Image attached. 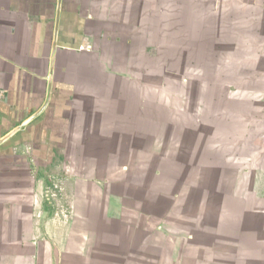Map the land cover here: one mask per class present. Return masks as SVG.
<instances>
[{
    "label": "rangeland",
    "instance_id": "374dc122",
    "mask_svg": "<svg viewBox=\"0 0 264 264\" xmlns=\"http://www.w3.org/2000/svg\"><path fill=\"white\" fill-rule=\"evenodd\" d=\"M115 2L106 10L136 27L138 86L124 118L108 121L122 134L87 137L90 149L75 153L82 173L59 169L100 190L95 215L82 216L79 195L72 222L64 215L77 186L55 185V217L71 228L55 255L65 253L62 264H264V9Z\"/></svg>",
    "mask_w": 264,
    "mask_h": 264
},
{
    "label": "crops",
    "instance_id": "0c3cea01",
    "mask_svg": "<svg viewBox=\"0 0 264 264\" xmlns=\"http://www.w3.org/2000/svg\"><path fill=\"white\" fill-rule=\"evenodd\" d=\"M115 1L0 0V264L67 261L65 253L55 255L71 229L55 217L62 179L79 186L67 194L73 204L64 216H80L83 196L89 206L82 216L95 215L91 193L100 187L59 169L82 173L85 157L75 153L88 150L87 137L122 134L108 121L124 118L138 86L136 27L106 10ZM244 5L264 9V0Z\"/></svg>",
    "mask_w": 264,
    "mask_h": 264
},
{
    "label": "water",
    "instance_id": "95a60500",
    "mask_svg": "<svg viewBox=\"0 0 264 264\" xmlns=\"http://www.w3.org/2000/svg\"><path fill=\"white\" fill-rule=\"evenodd\" d=\"M29 122H30V121H29ZM29 122H28V123H29Z\"/></svg>",
    "mask_w": 264,
    "mask_h": 264
}]
</instances>
